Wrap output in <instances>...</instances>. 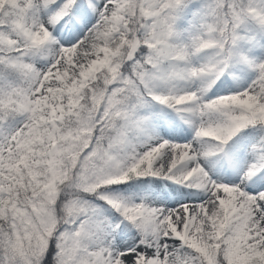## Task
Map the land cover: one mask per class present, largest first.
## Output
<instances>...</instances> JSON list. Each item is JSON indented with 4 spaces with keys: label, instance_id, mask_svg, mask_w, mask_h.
Returning <instances> with one entry per match:
<instances>
[{
    "label": "snow or ice",
    "instance_id": "6c2138e0",
    "mask_svg": "<svg viewBox=\"0 0 264 264\" xmlns=\"http://www.w3.org/2000/svg\"><path fill=\"white\" fill-rule=\"evenodd\" d=\"M0 264H264V0H0Z\"/></svg>",
    "mask_w": 264,
    "mask_h": 264
}]
</instances>
